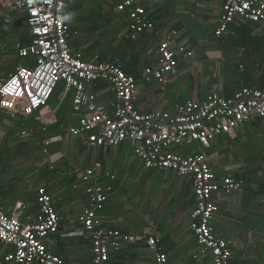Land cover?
<instances>
[{
	"label": "crops",
	"instance_id": "0c3cea01",
	"mask_svg": "<svg viewBox=\"0 0 264 264\" xmlns=\"http://www.w3.org/2000/svg\"><path fill=\"white\" fill-rule=\"evenodd\" d=\"M99 1L65 2L66 15L72 16L67 21L70 26L67 37L70 50L85 60L112 56V44L119 40L114 36L120 33L121 39L127 23L126 14L116 12L113 0ZM140 2L154 22L155 29L143 32L130 43L131 46L124 44L123 48L113 52L122 68L135 69L132 71L137 79L134 104L138 111L168 110L175 102L202 100L211 90L226 96L242 87L264 88V54L259 55L254 50L255 46L234 45L228 38L236 34L230 32L220 37L221 40L216 38L217 43L213 45V31L223 0ZM107 7L113 13H107ZM99 18L105 20L104 25L107 22L118 25L119 30L116 34L112 31L114 34L108 40L110 43L97 50L96 45H88V42L97 35L95 24ZM247 23L252 26L250 35L260 39L262 43L259 46H264L263 25ZM172 30L177 31L173 40L178 44H189L193 55L181 61L178 75L161 90L156 81H145L141 72L145 66L155 63L158 42ZM220 50L226 53L227 50L234 51L238 57L230 64H218L223 59ZM217 51L222 55L219 61ZM12 52L15 54L14 60L8 64L6 58ZM121 53L123 59L118 56ZM138 57L143 59V66L139 65ZM17 58L20 57L12 46L0 44L1 76H7L14 70ZM87 89L98 92L100 101L111 99L105 82L91 83ZM53 98L56 100L53 104L49 102L41 111L27 118L12 116L5 111L0 113V205L3 210L8 214L18 211L22 223L33 222L38 211L36 191L40 186L45 187L59 221L58 231L44 239L46 248L68 264H87L92 258L91 241L89 234L80 232L78 218L86 204L85 183L81 180V174L85 169L92 168L93 179L109 188L95 225L99 228H117L139 237L112 251L107 264H160L157 261V248L166 254L164 264H211L208 257L200 255L189 227L194 206L191 178L178 176L171 170L143 168L126 142L114 147L86 146L81 138L68 131L78 124L82 115V112L72 109V92L65 91L60 83ZM262 123L259 119L253 120L239 129L234 139L220 135L209 148H203L196 142H187L175 148L181 154L203 152L218 177L230 175L244 181L240 189L212 197L218 206L212 226L218 237L232 241V264H264ZM29 130L32 132L22 133ZM17 149L31 156L41 153V156L31 158L30 170L19 176L11 168L13 165L15 169L16 163L6 161L8 154ZM18 168L22 170L24 167L19 164ZM18 177L29 180L27 188L30 191L25 187L16 188L21 181ZM148 235L156 239V249H151L143 238ZM4 252L5 248L0 242V264H4Z\"/></svg>",
	"mask_w": 264,
	"mask_h": 264
},
{
	"label": "built area",
	"instance_id": "2783aa9c",
	"mask_svg": "<svg viewBox=\"0 0 264 264\" xmlns=\"http://www.w3.org/2000/svg\"><path fill=\"white\" fill-rule=\"evenodd\" d=\"M66 0H0V9L24 18L28 29L25 42L16 39L12 45L20 58H30V65L18 64L7 76L0 75V113L27 118L47 106L59 83L72 92L74 112H82L76 126L68 129L89 147H114L126 142L145 169L173 171L192 180L194 206L190 213V230L200 255L211 264H232V241L218 237L212 218L218 206L212 197L229 194L244 184L230 175L217 176L203 152L181 154L175 148L196 142L209 148L220 135L231 139L255 119L261 120L264 131V89L242 87L231 96L217 90L202 100L186 99L175 102L168 110L141 113L135 107L137 79L127 74L116 60H85L73 54L68 44L70 26L66 15ZM114 9L126 14L123 37L136 40L143 32L155 29L140 0H113ZM252 22L264 27V0H223L213 31L215 38L230 32L235 21ZM176 30L165 35L155 51V63L145 66L141 77L154 80L164 90L178 75V67L193 51L187 43H176ZM105 82L111 92L107 102L98 99V92L87 86ZM29 131H22L23 134ZM85 183L86 204L78 218L81 233L91 241V261L87 264H107L112 251L136 235L117 228L95 225L109 189L93 179V169L81 174ZM37 214L33 222L22 223L18 211L10 214L0 205V242L5 248L4 264H68L51 253L44 239L59 228L58 215L45 187L36 191ZM151 249H156L154 236H143ZM157 261L166 262V254L157 248Z\"/></svg>",
	"mask_w": 264,
	"mask_h": 264
},
{
	"label": "rangeland",
	"instance_id": "374dc122",
	"mask_svg": "<svg viewBox=\"0 0 264 264\" xmlns=\"http://www.w3.org/2000/svg\"><path fill=\"white\" fill-rule=\"evenodd\" d=\"M82 3L86 2L88 0H81ZM96 3H99L101 1L99 0H95ZM105 11L107 13L111 12L113 13L111 8H106ZM22 19V28L16 26L15 21L16 20H21ZM105 20L99 18L96 22V30L95 32L97 33L96 37L94 38L93 41L88 42V45H96V49L100 50L102 47L104 48V46L110 42H108V40H110V38L113 36L114 32L115 34L117 33V31L119 30L118 25L113 26L114 24L110 25V22H107L104 25ZM25 23H24V19L21 15L16 14L14 12H11L9 10H2L0 9V44L2 45H8V46H12L14 41L18 38L21 37V32L23 30V28L25 27ZM114 31V32H112ZM117 37L119 38V40L116 41L119 42L120 41V33L117 35ZM117 38V39H118ZM211 38V37H210ZM214 39V43L213 45H215L217 42L216 38H212ZM95 41V42H94ZM106 42V43H105ZM211 48V47H210ZM212 49V48H211ZM225 50V49H223ZM223 50H220L222 52L223 55V59H222V55L219 51L216 52V56L218 57L217 60H221L220 62H218V64H221L222 62H227V63H232L234 61V59H236L238 57V53L231 51V50H227L228 52L226 53V51L224 52ZM10 51V50H9ZM101 51H105V50H101ZM14 56L15 54L12 52L9 53V57L6 58V62L12 63L14 60ZM224 60V61H223ZM138 62L139 65L143 66V59L141 57H138ZM25 59L22 58H17L16 60V64H24ZM14 64H10V66H13ZM56 98V97H54ZM52 99L51 97V101L49 100V102L51 104H53V102H55V99ZM55 100V101H54ZM48 102V103H49ZM38 155L41 156V153H33L32 156L29 153H25L22 152L21 150L17 149L15 152H11L10 154H8V158H7V163L11 162L16 163V168L13 169V165H11L12 171L16 173L17 176H19L20 173L25 174L28 170H30V160L33 156ZM31 156V157H30ZM19 164H22V166L24 167L22 170L19 169ZM25 164H29L24 166ZM15 170V171H14ZM18 179H21L20 182L17 183L16 188L20 189L21 187H25L27 191H30V189L27 188V186L29 185V180L27 178L22 179L21 177H18Z\"/></svg>",
	"mask_w": 264,
	"mask_h": 264
},
{
	"label": "trees",
	"instance_id": "16d2710c",
	"mask_svg": "<svg viewBox=\"0 0 264 264\" xmlns=\"http://www.w3.org/2000/svg\"><path fill=\"white\" fill-rule=\"evenodd\" d=\"M24 19V18H23ZM22 19L21 20H16L15 21V24L16 26L18 27H23L22 24ZM214 28V27H213ZM230 33H235V35L229 37L228 39L231 40L233 42L234 45L236 46H255L254 50L258 51L259 55L263 56L262 54H264V46H259L262 42H260V39L258 38H255V37H252L250 35V33L252 32V26L251 24L247 23V22H242L240 20H235L231 25H230ZM28 37V30L26 27L23 28L22 32H21V37L19 38L22 42H25L26 39ZM114 37H117V36H114ZM222 38H219V40H221ZM114 40L116 41V38H114ZM132 41H135V40H129V39H126L124 38L123 36H121V39L119 42H117L115 45H113V51H112V56L110 57H99V60H105L106 58H109L110 60H116V54L113 53V52H116L117 50L123 48L124 44H128L129 46L130 43H132ZM120 58L123 59V54L121 53L120 55ZM22 59H25L27 60V63H24L23 65H30L32 64L31 61L29 62L28 60H30V58H22ZM15 66V65H13ZM12 66V67H13ZM124 70L125 73L127 74H132V75H135L132 71H135V69L133 70H130L129 68H122ZM99 83V82H98ZM100 83H102L100 81ZM60 84V83H59ZM58 86V85H57ZM57 86L56 88L54 89L53 93H52V96L55 94L56 90H57ZM259 89H264L263 87H259ZM51 96V97H52ZM226 96H231V94H226Z\"/></svg>",
	"mask_w": 264,
	"mask_h": 264
},
{
	"label": "clouds",
	"instance_id": "9594fccd",
	"mask_svg": "<svg viewBox=\"0 0 264 264\" xmlns=\"http://www.w3.org/2000/svg\"><path fill=\"white\" fill-rule=\"evenodd\" d=\"M63 20L70 21L72 19L71 14L62 17Z\"/></svg>",
	"mask_w": 264,
	"mask_h": 264
}]
</instances>
